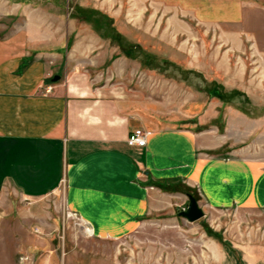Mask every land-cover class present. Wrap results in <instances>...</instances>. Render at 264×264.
Returning <instances> with one entry per match:
<instances>
[{"label":"rangeland","instance_id":"rangeland-1","mask_svg":"<svg viewBox=\"0 0 264 264\" xmlns=\"http://www.w3.org/2000/svg\"><path fill=\"white\" fill-rule=\"evenodd\" d=\"M113 1L0 0V32L49 41L63 69L97 83L140 98L144 89L150 129L193 132L206 186L225 179L229 194H247L234 165L264 169V0L215 6L208 17L195 6ZM150 194L156 210L113 237L92 234L66 209L63 189L37 201L0 194V264H35L49 251L62 264H233L232 246L264 245L257 208L212 206L201 187L173 176ZM189 195L204 211L192 223L179 215Z\"/></svg>","mask_w":264,"mask_h":264},{"label":"crops","instance_id":"crops-1","mask_svg":"<svg viewBox=\"0 0 264 264\" xmlns=\"http://www.w3.org/2000/svg\"><path fill=\"white\" fill-rule=\"evenodd\" d=\"M113 2L116 6H176V11L195 6L206 17L215 6H245L243 0ZM62 65V56L49 41L40 44L28 34L0 32V194L11 192L37 201L63 189L66 209L92 234L110 237L128 232L148 216L154 208L150 188L171 176L201 187L212 206L235 204L264 213L262 165H234L241 174L239 181L250 185L244 196L229 194L225 179L206 186L207 177L199 174L204 168L195 158L199 146L193 132L151 130L144 89L142 97H136L133 88L97 83L87 73ZM54 76L59 80L52 82ZM135 129L150 132L145 147L127 144ZM171 149L179 153L168 155ZM232 248L238 254L233 264H264V245ZM35 264L62 261L51 258L49 251Z\"/></svg>","mask_w":264,"mask_h":264},{"label":"water","instance_id":"water-1","mask_svg":"<svg viewBox=\"0 0 264 264\" xmlns=\"http://www.w3.org/2000/svg\"><path fill=\"white\" fill-rule=\"evenodd\" d=\"M58 80L59 76H54L52 82H56ZM179 215L183 217L187 222L192 223L201 219L204 216V211L198 205L196 199L193 196L189 195L187 210L180 212Z\"/></svg>","mask_w":264,"mask_h":264},{"label":"built area","instance_id":"built-area-1","mask_svg":"<svg viewBox=\"0 0 264 264\" xmlns=\"http://www.w3.org/2000/svg\"><path fill=\"white\" fill-rule=\"evenodd\" d=\"M149 134V132L142 129H135L128 135L127 144L129 146L145 147Z\"/></svg>","mask_w":264,"mask_h":264}]
</instances>
